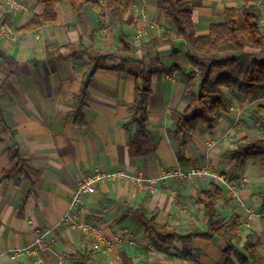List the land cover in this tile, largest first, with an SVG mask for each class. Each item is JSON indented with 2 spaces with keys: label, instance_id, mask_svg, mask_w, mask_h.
Segmentation results:
<instances>
[{
  "label": "crops",
  "instance_id": "1",
  "mask_svg": "<svg viewBox=\"0 0 264 264\" xmlns=\"http://www.w3.org/2000/svg\"><path fill=\"white\" fill-rule=\"evenodd\" d=\"M250 1L258 9L264 32V0ZM244 4L245 0H193L196 34L206 36L212 24L224 23L227 7L235 8L238 19H243ZM43 12L39 0H0V19L8 17L4 27L9 32L2 34L0 29V180L12 167L9 149L14 145L40 174L31 192L26 182L15 187L0 181V264H58L59 257L66 264H74L75 253L92 250L89 237L63 219L79 181L95 169L121 170L130 175L142 172L147 179H157L162 172L203 166L223 174L235 187L239 200L221 189L218 214L225 221L239 215L242 239L256 233L257 250L264 257V170L252 160L238 170L233 157L237 141L261 135L250 114L257 105H264V98L248 102L238 90L222 88L233 101L230 112L213 131L200 126L192 135L191 145L182 150L185 160L180 162L172 139L176 126L171 115L185 108L181 98L186 76L192 72L199 75L187 61V55L196 52L181 39L175 41L178 56L172 55L171 46L151 54L126 50L120 39L123 34L138 47L165 33L176 34L174 23L156 9V2L134 0L119 23L101 17L91 5L75 14L63 1L56 8L55 25L16 32ZM105 56L110 59L96 72L89 88L86 125L78 127L72 113L80 106L82 82L95 65L93 60ZM236 56L227 53L216 58ZM127 57L137 62L123 70L115 69ZM259 59H264V54ZM143 69L154 73L148 118L153 151L132 158L129 142L135 128L128 123ZM212 75L229 76L230 71L216 69ZM212 184L210 178L174 177L147 189L132 181L99 183L95 194L83 197L75 214L99 224L107 237L121 242L109 254L93 253L91 264H121L122 253L134 264H225L227 245L221 240H195L193 256L184 259L157 251L132 217H125L128 207L143 206L148 217L156 216L159 224L175 228L182 236L189 233L191 224L205 232L199 193ZM248 210L261 216L249 217ZM39 240L45 248H38Z\"/></svg>",
  "mask_w": 264,
  "mask_h": 264
},
{
  "label": "trees",
  "instance_id": "2",
  "mask_svg": "<svg viewBox=\"0 0 264 264\" xmlns=\"http://www.w3.org/2000/svg\"><path fill=\"white\" fill-rule=\"evenodd\" d=\"M66 1L75 14H80L86 6L91 5L101 17L122 23L126 14L134 5V0H39L44 9L42 15L35 16L26 26L16 30L25 33L38 30L42 27L55 25L57 22L56 8L59 3ZM156 2V9L167 15L174 23L177 32L175 35L165 33L149 42L135 47L131 45L125 35L120 39L124 48L131 51H146L148 54L158 52L165 46L173 48L172 55L178 56L175 48L177 39L189 44L195 54L189 53L187 61L194 69L199 70L188 74L184 80V91L181 101L185 104L183 111H174L171 119L176 128L172 134L177 148L180 162H184L181 152L192 143L193 133L200 127L206 126L213 131L219 125L223 115L228 114L233 101L221 91L226 88L230 92L238 90L244 100L257 102L264 98V32L259 25V14L256 6L250 0H245L242 9L243 19H238L237 10L227 7L224 12L225 21L222 24H212L206 36H198L193 21V0H149ZM8 17L0 19V29L6 25ZM236 53L235 58H216L219 55ZM110 56L93 60L91 68L82 82L78 96L79 109L72 113L78 127L86 125L85 113L90 98L89 88L96 72L105 68ZM135 61L125 58L115 67L123 70ZM227 69L229 76L214 78L213 70ZM153 71L143 69L139 75L141 85H137L135 100L131 107L132 117L128 126L135 131L129 142V154L132 158L148 155L153 148L151 143L154 136L148 125L149 104L152 96L151 78ZM250 120L261 131L257 138L245 137L235 143L233 157L236 159V168L240 170L248 161L258 162L264 170V105H257L250 114ZM9 158L12 167L3 172L1 182L20 187L23 182L30 185V192L34 189L40 174L29 162L23 158L19 148L14 145L9 149ZM201 204L204 207V219L207 230L204 232L195 224L190 225L189 233L180 235L175 228L159 224L156 216L148 217L147 209L143 206L133 209L128 207L125 217H132L133 221L143 230L144 236L152 243L157 251H165L168 255L175 253L184 259L193 256L195 240H221L227 245L225 249V264H264V257L258 252L259 236L251 232L242 239L240 230L242 221L239 215L234 214L229 220L220 218L217 204L223 197V191L216 184L199 193ZM91 251L75 253L72 256L74 264H91ZM121 264H134L133 260L122 253ZM151 264V263H145Z\"/></svg>",
  "mask_w": 264,
  "mask_h": 264
},
{
  "label": "built area",
  "instance_id": "3",
  "mask_svg": "<svg viewBox=\"0 0 264 264\" xmlns=\"http://www.w3.org/2000/svg\"><path fill=\"white\" fill-rule=\"evenodd\" d=\"M99 1L101 3H104V0ZM14 5L16 8L19 7L18 4ZM1 33L9 35V32L5 27L1 28ZM172 177L187 180H192L194 178H210L221 189L229 192L232 198L239 200L237 190L232 186L229 179L223 174L215 172L207 166L194 168L189 171L179 170L176 172H162L157 179H147L144 177L142 172H139L137 175H130L127 172L121 170L106 172L100 169H95L92 173L86 175L81 179V181H79L77 189L73 196L71 208L65 214L63 220L65 222H68L73 228L80 231L83 235L89 237L91 249L94 254H109L112 252L115 246L121 242V240L118 238L112 239L107 237L99 224L91 221H84L75 214V211L79 209V206L83 202V197L87 194H95L97 192V185L101 182L132 181L139 187L147 189L159 180H164ZM247 213L249 217H254L257 215L254 211L251 210H248ZM37 244L38 248L46 247V244L43 243L42 240H39ZM58 264H66L65 259L63 257H59Z\"/></svg>",
  "mask_w": 264,
  "mask_h": 264
},
{
  "label": "rangeland",
  "instance_id": "4",
  "mask_svg": "<svg viewBox=\"0 0 264 264\" xmlns=\"http://www.w3.org/2000/svg\"><path fill=\"white\" fill-rule=\"evenodd\" d=\"M249 111H250V110H249ZM249 111H248V112H249ZM113 239H114V238H113Z\"/></svg>",
  "mask_w": 264,
  "mask_h": 264
}]
</instances>
